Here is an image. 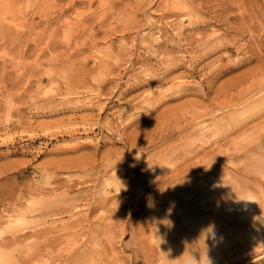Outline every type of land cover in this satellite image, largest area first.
<instances>
[{
    "label": "rangeland",
    "instance_id": "rangeland-1",
    "mask_svg": "<svg viewBox=\"0 0 264 264\" xmlns=\"http://www.w3.org/2000/svg\"><path fill=\"white\" fill-rule=\"evenodd\" d=\"M190 253L264 264V0H0V264Z\"/></svg>",
    "mask_w": 264,
    "mask_h": 264
},
{
    "label": "clouds",
    "instance_id": "clouds-1",
    "mask_svg": "<svg viewBox=\"0 0 264 264\" xmlns=\"http://www.w3.org/2000/svg\"><path fill=\"white\" fill-rule=\"evenodd\" d=\"M136 159H140V153H137L136 155ZM201 237L203 238V242H204V245L207 247L206 245V241L209 240V239H212V240H215V233L213 231V226L212 225H209L206 229H204L201 233ZM200 237V238H201ZM206 258H207V264H212V261L210 258L207 257L206 255ZM185 264H200V261L198 262L195 257L190 253V256H189V259L185 261Z\"/></svg>",
    "mask_w": 264,
    "mask_h": 264
},
{
    "label": "bare ground",
    "instance_id": "bare-ground-1",
    "mask_svg": "<svg viewBox=\"0 0 264 264\" xmlns=\"http://www.w3.org/2000/svg\"><path fill=\"white\" fill-rule=\"evenodd\" d=\"M199 22V21H198ZM225 70H226V68H225ZM223 72V71H222Z\"/></svg>",
    "mask_w": 264,
    "mask_h": 264
}]
</instances>
